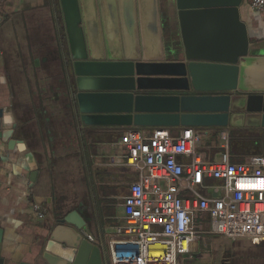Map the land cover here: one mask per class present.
I'll return each instance as SVG.
<instances>
[{"label":"crops","instance_id":"obj_1","mask_svg":"<svg viewBox=\"0 0 264 264\" xmlns=\"http://www.w3.org/2000/svg\"><path fill=\"white\" fill-rule=\"evenodd\" d=\"M239 9L250 55L264 56V12L252 10L250 0ZM214 27L197 26L201 31ZM67 35L59 0H0V134H11L10 145L0 139V264H32L59 211L83 219L80 235L85 241L84 234L92 236L88 243L98 248L101 263L111 264L108 243L117 238L113 229L124 224L122 198L138 179L134 168L120 162L123 151L116 143L128 130L148 135L153 129L81 123L69 86ZM139 94L177 95L162 90ZM179 129L167 130L176 134ZM193 129L200 137L198 148H205L202 158L217 160L220 129ZM248 130L256 135L264 129ZM181 197L193 198L188 191ZM202 224L191 258H180L178 264H264V241H232L210 234Z\"/></svg>","mask_w":264,"mask_h":264},{"label":"water","instance_id":"obj_2","mask_svg":"<svg viewBox=\"0 0 264 264\" xmlns=\"http://www.w3.org/2000/svg\"><path fill=\"white\" fill-rule=\"evenodd\" d=\"M59 2L84 125L264 129V56L250 55L243 0ZM151 90L177 95L139 94ZM9 133L0 139L10 145ZM84 225L76 212H55L32 264H102Z\"/></svg>","mask_w":264,"mask_h":264},{"label":"built area","instance_id":"obj_3","mask_svg":"<svg viewBox=\"0 0 264 264\" xmlns=\"http://www.w3.org/2000/svg\"><path fill=\"white\" fill-rule=\"evenodd\" d=\"M250 6L264 12V0H250ZM199 138L193 128H180L176 134L153 128L148 135L131 129L120 136V162L134 168L138 179L122 198L124 224L113 229L117 238L108 243L111 264L190 259L198 224L204 222L212 235L264 241V158L232 162L228 129H220V155L205 160L198 152ZM205 179L220 184L207 186ZM183 191L193 198H182ZM84 236L93 242L92 236Z\"/></svg>","mask_w":264,"mask_h":264},{"label":"trees","instance_id":"obj_4","mask_svg":"<svg viewBox=\"0 0 264 264\" xmlns=\"http://www.w3.org/2000/svg\"><path fill=\"white\" fill-rule=\"evenodd\" d=\"M229 145L228 152L232 162H241L245 156H261L264 151V130L258 131L256 135L248 129H228ZM241 149H245L244 153ZM261 154V155H260Z\"/></svg>","mask_w":264,"mask_h":264},{"label":"rangeland","instance_id":"obj_5","mask_svg":"<svg viewBox=\"0 0 264 264\" xmlns=\"http://www.w3.org/2000/svg\"><path fill=\"white\" fill-rule=\"evenodd\" d=\"M215 134V133H214ZM213 134V135H214ZM213 139V138H212ZM216 139L218 140V138L216 137ZM217 145V144H216ZM204 147L202 146V148H198V151H199V153H201V155L203 156L204 154H203V152L202 151H204ZM246 150L245 149H241V152L242 153H244ZM263 153V156H264V151L262 152ZM247 157V156H246ZM204 220H206V218H203ZM199 222H201V220L199 221ZM206 222H204V224H202V227H203V229H208L209 227H208V224H205Z\"/></svg>","mask_w":264,"mask_h":264}]
</instances>
